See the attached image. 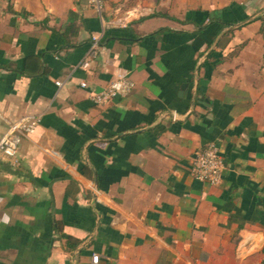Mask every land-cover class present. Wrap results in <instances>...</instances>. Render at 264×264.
<instances>
[{"label": "crops", "instance_id": "crops-1", "mask_svg": "<svg viewBox=\"0 0 264 264\" xmlns=\"http://www.w3.org/2000/svg\"><path fill=\"white\" fill-rule=\"evenodd\" d=\"M27 114L0 264H264V0H0V138ZM211 140L217 184L191 171Z\"/></svg>", "mask_w": 264, "mask_h": 264}, {"label": "built area", "instance_id": "built-area-1", "mask_svg": "<svg viewBox=\"0 0 264 264\" xmlns=\"http://www.w3.org/2000/svg\"><path fill=\"white\" fill-rule=\"evenodd\" d=\"M92 5L101 12L103 10V0H90ZM99 47V38L93 37L92 45L82 60L81 65L87 66L95 56ZM58 80L57 84L62 85ZM86 86V82H82ZM135 82L125 73H120L106 87L91 93V98L97 105H104L112 101L116 96L125 95L132 91ZM40 124V117L36 115H23L9 123L7 130L0 138V161L5 158H15L19 151V146L24 137H29ZM226 169V162L221 153L219 144L211 140L198 149L193 157L191 171L200 180L212 184L220 183ZM93 260L98 262L99 255L93 254Z\"/></svg>", "mask_w": 264, "mask_h": 264}]
</instances>
